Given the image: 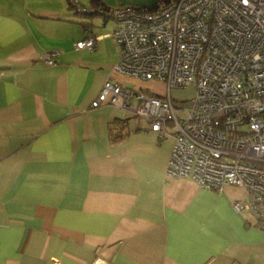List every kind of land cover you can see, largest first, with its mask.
I'll return each mask as SVG.
<instances>
[{
  "label": "crops",
  "instance_id": "obj_1",
  "mask_svg": "<svg viewBox=\"0 0 264 264\" xmlns=\"http://www.w3.org/2000/svg\"><path fill=\"white\" fill-rule=\"evenodd\" d=\"M155 1L0 0V264H264V229L232 209L244 189L167 178L171 136L91 106L107 80L167 93L113 71L109 12Z\"/></svg>",
  "mask_w": 264,
  "mask_h": 264
},
{
  "label": "built area",
  "instance_id": "obj_2",
  "mask_svg": "<svg viewBox=\"0 0 264 264\" xmlns=\"http://www.w3.org/2000/svg\"><path fill=\"white\" fill-rule=\"evenodd\" d=\"M109 14L120 54L113 71L164 83L167 93L107 80L92 108L113 106L146 119L158 139L171 136L165 176L209 191L244 189L232 209L264 229V0H157L152 9L119 6ZM98 38L74 49L93 50ZM54 56L40 60L53 65ZM190 86V103L174 104L170 91Z\"/></svg>",
  "mask_w": 264,
  "mask_h": 264
},
{
  "label": "rangeland",
  "instance_id": "obj_3",
  "mask_svg": "<svg viewBox=\"0 0 264 264\" xmlns=\"http://www.w3.org/2000/svg\"><path fill=\"white\" fill-rule=\"evenodd\" d=\"M156 4H157V0L155 1V5ZM194 93H195V88L190 86V87H187L186 89H183L182 91L178 90L177 92H173L172 94H173V97L178 99L177 101L181 100L184 102L185 100L186 101L185 104H189Z\"/></svg>",
  "mask_w": 264,
  "mask_h": 264
},
{
  "label": "trees",
  "instance_id": "obj_4",
  "mask_svg": "<svg viewBox=\"0 0 264 264\" xmlns=\"http://www.w3.org/2000/svg\"><path fill=\"white\" fill-rule=\"evenodd\" d=\"M94 2L96 1V0H93ZM116 129H118V128H116ZM120 129V128H119Z\"/></svg>",
  "mask_w": 264,
  "mask_h": 264
}]
</instances>
